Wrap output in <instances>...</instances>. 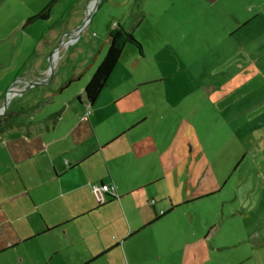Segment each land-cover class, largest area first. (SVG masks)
I'll list each match as a JSON object with an SVG mask.
<instances>
[{
  "label": "crops",
  "instance_id": "obj_1",
  "mask_svg": "<svg viewBox=\"0 0 264 264\" xmlns=\"http://www.w3.org/2000/svg\"><path fill=\"white\" fill-rule=\"evenodd\" d=\"M95 5L96 0L89 3L88 13ZM260 17L264 21V2L258 13L248 8L240 18L233 15L230 33L245 32L243 70L264 82ZM62 39L56 35L46 46L38 44L40 52L29 57L33 69L27 72L26 63L18 74L23 82L47 75L43 66ZM94 53L71 54L78 62L71 73L57 74L49 85L9 103L0 134V264H124L129 255L134 264H264V140L245 138L252 124L239 122L253 107L230 112L223 129L232 137L209 142L199 137L193 121L141 102L125 110L128 119L114 122L104 110L110 101L99 97L91 105L86 89L72 90ZM212 53L223 61L231 55L230 48ZM200 56L197 52L193 82L204 76ZM59 59L58 54L54 60ZM141 82L116 93L111 108L164 83ZM19 88L24 86L16 82L10 87ZM108 88L109 82L102 94ZM205 91L231 93L230 86L217 84ZM256 95L258 109H264V84L246 97ZM6 96L0 94V109ZM184 111L181 106L180 114ZM170 115L179 123L166 120ZM250 153L256 158L246 168ZM102 186L114 189L115 196L105 195L101 204L94 188Z\"/></svg>",
  "mask_w": 264,
  "mask_h": 264
},
{
  "label": "rangeland",
  "instance_id": "obj_2",
  "mask_svg": "<svg viewBox=\"0 0 264 264\" xmlns=\"http://www.w3.org/2000/svg\"><path fill=\"white\" fill-rule=\"evenodd\" d=\"M51 1L0 0V41H4L0 44V94L7 95L15 82L18 84L22 81L23 76L18 74L26 63L27 72L33 69L30 66L33 61L29 57L35 52H40V47L37 49V46L41 41L42 45L46 46L52 36L61 35L66 42L83 27L74 45L63 46L59 50L60 59L54 63L50 83L57 74L59 76L65 71L71 73L74 70L78 62L76 59L70 60L71 54L86 57L93 51L95 58L93 56L91 66L85 70L81 81H77L72 89L75 91L83 87L85 90L107 55L110 27L114 28L120 23L141 43L143 58L140 59L137 48L129 46L123 52L109 81V88L100 96L99 101H105L106 98V101L111 102V106L105 107L104 110L114 122L120 116L128 119L125 110H128L129 106L133 108L136 102H141L142 105L162 110L168 108L174 112L177 120L181 117L193 121L199 137L206 138L209 142L218 137L221 140L232 137V133L223 129L228 125L230 112L235 110L238 114L253 107L252 111H248V117L239 119V122L249 121L252 124L250 134H245V138L253 142L264 140V128H260V117H264L261 112L264 109H258L261 100L258 95L246 97L249 91L259 89L264 82L254 74L249 77L243 70L247 66L243 49L245 32L230 33L235 28L233 15L240 18L248 8L252 11L256 9L258 13L259 4L264 0H224L216 4L209 0H102L96 10L95 6L91 7L90 13L87 7L94 0H61L54 6L50 21H35L25 28L27 20L42 12ZM92 14L91 21L86 24V19ZM259 24H264L262 17L256 22V25ZM252 47H255L254 43ZM199 48H202L204 76L202 80L193 82L197 75L194 65L197 63V52L198 57L200 56ZM228 48L231 55H227L224 61L211 55L212 51L221 53ZM237 48L240 52L234 55V49ZM43 68L49 71L50 62L44 64ZM158 80L164 81L161 87L148 90L147 94L139 93L115 110L111 108L116 93L128 91L139 81L146 84ZM213 84L222 88L230 86V95L208 96L205 88ZM194 90L197 91L196 97L185 98V91L190 94ZM232 90H236L235 95H232ZM4 102L5 100L2 105ZM181 106L186 108L182 114ZM134 113L140 115L137 109H134ZM156 115L161 118L160 114ZM167 119L169 122L179 123L173 119V115L166 116ZM5 121L4 118L3 124ZM212 124L216 126L212 127ZM254 158L255 154L250 153L246 168L254 162ZM124 264H134L131 255L129 259L124 256Z\"/></svg>",
  "mask_w": 264,
  "mask_h": 264
},
{
  "label": "trees",
  "instance_id": "obj_3",
  "mask_svg": "<svg viewBox=\"0 0 264 264\" xmlns=\"http://www.w3.org/2000/svg\"><path fill=\"white\" fill-rule=\"evenodd\" d=\"M60 1L61 0H52L43 9L42 12L28 19L25 25H30L35 21L39 20H49L54 6L57 5ZM108 43L109 49L107 55L103 59L101 65L93 75L85 90L87 100L91 105L96 103L102 92L107 88L109 79L115 71L125 48L127 46H132L137 48L140 53H143V47L141 43L134 37V35L130 31H127L120 23H117L115 27L111 30L108 38ZM71 83L72 81L67 84V86ZM3 131V128H0L1 134L3 133ZM164 215L165 213H163V215L161 216Z\"/></svg>",
  "mask_w": 264,
  "mask_h": 264
},
{
  "label": "water",
  "instance_id": "obj_4",
  "mask_svg": "<svg viewBox=\"0 0 264 264\" xmlns=\"http://www.w3.org/2000/svg\"><path fill=\"white\" fill-rule=\"evenodd\" d=\"M102 1V0H96V5H95V8L94 10H96L97 8V5L98 3ZM95 12V11H94ZM93 12V14H94ZM92 15H90L89 18L86 19V24L89 23L92 19ZM83 28H81L80 30H77L76 32L83 30ZM64 45V40H62V42L60 43V45L57 47V49L55 50V52L52 54L51 56V62H50V70L48 71L47 75L44 76V78H40V79H36L35 81H31V82H23V81H20V83L24 86L23 89L19 88L18 90H14V89H10L9 92L7 93V96L5 98V102H4V105H3V108L0 109V111L2 113H0V116H2L3 114H5V112L7 111L8 109V106H9V103L10 101L12 100L13 96H17V95H22L24 92H26L27 90H31L33 88H37V87H40V86H44V85H48L51 80H52V76H53V73H54V58H55V55H58V52L59 50L61 49V47H63Z\"/></svg>",
  "mask_w": 264,
  "mask_h": 264
},
{
  "label": "built area",
  "instance_id": "obj_5",
  "mask_svg": "<svg viewBox=\"0 0 264 264\" xmlns=\"http://www.w3.org/2000/svg\"><path fill=\"white\" fill-rule=\"evenodd\" d=\"M82 32L78 31V32H75V34L72 35V37H70L66 42L64 40V45L63 46H66V47H69L70 45H74L77 40L79 39L80 35H81ZM112 195V196H115V191L114 189L110 188L109 186H102V187H95L94 188V195L95 197L98 199V196L101 195ZM155 205V202H151V206H154ZM160 215H163V212L160 213Z\"/></svg>",
  "mask_w": 264,
  "mask_h": 264
},
{
  "label": "flooded vegetation",
  "instance_id": "obj_6",
  "mask_svg": "<svg viewBox=\"0 0 264 264\" xmlns=\"http://www.w3.org/2000/svg\"><path fill=\"white\" fill-rule=\"evenodd\" d=\"M1 117H3L2 119H0V128H2L1 126L3 125V119H4V117H5V114H3L2 116H0V118ZM105 195H103V196H101V195H99L98 196V201H99V203H105Z\"/></svg>",
  "mask_w": 264,
  "mask_h": 264
},
{
  "label": "bare ground",
  "instance_id": "obj_7",
  "mask_svg": "<svg viewBox=\"0 0 264 264\" xmlns=\"http://www.w3.org/2000/svg\"><path fill=\"white\" fill-rule=\"evenodd\" d=\"M56 57H57V55H55V58H54L55 60H56ZM55 60H54V62H55ZM1 111H2V110H1ZM1 111H0V113H2Z\"/></svg>",
  "mask_w": 264,
  "mask_h": 264
}]
</instances>
